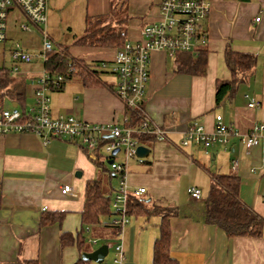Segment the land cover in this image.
<instances>
[{
    "label": "crops",
    "instance_id": "crops-1",
    "mask_svg": "<svg viewBox=\"0 0 264 264\" xmlns=\"http://www.w3.org/2000/svg\"><path fill=\"white\" fill-rule=\"evenodd\" d=\"M160 1L149 0L144 10L126 13L121 28L126 39L132 42L140 39L141 29L155 20ZM208 2L210 12L199 24V32L204 35L199 48L206 53L205 75L178 72L177 58L157 50L151 53L142 116L162 127L165 139L141 142L149 149L148 156L152 153V159L147 162L143 158L142 164L131 160L139 165L131 168L128 165L127 186L145 189L139 199L147 207L176 209L177 215L167 219L170 228L168 253L175 264H264V230L260 238H228L219 228L204 224V207L201 210L195 204L183 212L180 208L187 206V201L179 199L181 177L188 178V186L184 184L187 194L189 187H195L202 196V188H206L203 202L209 191L211 173L234 174L240 180L241 201L264 218V130L258 145L251 149L247 150L241 142V137L247 136L254 126H264V0ZM85 17L83 28H78V33L67 40L63 36L64 29L50 19L49 39L56 47L67 48L72 57L100 67L103 62L112 61L116 49L76 43L86 33ZM21 23L29 24L26 19ZM19 24L17 29L20 30ZM29 27L28 32L37 30L41 37V28L31 24ZM70 29L68 27V31ZM4 47V43H0V68L8 70L15 82H23V97H16L14 93L18 92L10 87L11 97L0 95V107L6 104L7 108L23 106L28 109L34 104L36 78L44 70L43 61L20 64L17 71L12 72L11 59L7 63L3 60ZM226 50L254 56L256 63L248 79L238 84L232 95L216 104L217 81L232 78L226 66ZM197 54L192 56L197 57ZM177 55L187 54L179 52ZM77 77L78 83H71L72 77L61 90L47 92L52 116L71 115L92 124L120 125L127 114L114 94L115 82L107 83L100 72L84 83ZM245 96L258 102L259 107L248 108ZM217 115L238 135L230 137L227 144H216L206 151L201 147L181 146L190 125H200L211 132ZM97 162L75 141L53 139L43 146L40 138L32 134L0 135V264H24L27 260H36L38 264H73L80 257L76 246L62 247L59 237L61 233L75 235L80 230L88 181L102 180L112 200L115 189L112 180L116 176L103 157ZM63 185L72 188L70 194H61ZM54 213L65 214L62 222L40 224L42 217ZM162 218V215L147 216L145 213L129 216V223L121 234L123 264H153V243L159 235ZM110 219L109 216L107 221ZM87 232L92 238L86 239V243L91 246L93 239L96 243L101 239L103 244H114L109 227H88L84 233Z\"/></svg>",
    "mask_w": 264,
    "mask_h": 264
},
{
    "label": "built area",
    "instance_id": "built-area-1",
    "mask_svg": "<svg viewBox=\"0 0 264 264\" xmlns=\"http://www.w3.org/2000/svg\"><path fill=\"white\" fill-rule=\"evenodd\" d=\"M13 8L19 10L29 23L19 24L21 31H30V24L41 28L42 50L38 53L42 55L44 62L47 54L52 50V42L46 34L48 0H0V43L7 40V18ZM209 12L208 0H161L155 20L141 29L138 41H129L125 33L121 32L124 43L115 51L110 73L116 79L114 94L123 103L125 109L137 110L141 115L143 114L153 51H162L170 58H174L179 52L198 53L199 44L204 42V35L199 32V24L207 18ZM258 19L256 18V21ZM9 55L12 72H16V67L20 64H30L36 56L23 49L18 43H14ZM105 63L100 65L102 69ZM62 80L59 75L51 79L43 70L36 82L34 104L30 108L22 110L17 106L0 107V135L32 134L40 138L43 146L48 145L53 139L75 141L94 162H97L99 157H103L106 164L108 161L112 162L107 165L116 176L118 186L114 189L111 200L112 210L116 214L111 225L119 228V233L116 237L117 242L112 246L113 255L108 264H123L121 234L129 223L128 205L131 198H140L145 193L144 188H128L127 167L131 160L139 164L143 163V158L136 156L137 147L142 146L140 137L163 141L165 130L145 118L138 127L130 128L127 126L129 119L127 115L120 125L92 124L71 115L53 117L47 92L50 88L58 89ZM245 98L248 99V108L259 107L258 102L249 99L248 96ZM263 130V125L254 126L247 136L241 137V142L247 150L258 145ZM237 135L238 132L224 125L222 117L217 115L211 132H207L200 125H190L180 144L182 147H201L206 151L216 144H227L230 137ZM115 150L118 152L113 154ZM119 155H122L121 158ZM71 191L69 185H63L60 189L62 195H68ZM187 192L193 200L201 198L200 191L195 187H189Z\"/></svg>",
    "mask_w": 264,
    "mask_h": 264
},
{
    "label": "trees",
    "instance_id": "trees-1",
    "mask_svg": "<svg viewBox=\"0 0 264 264\" xmlns=\"http://www.w3.org/2000/svg\"><path fill=\"white\" fill-rule=\"evenodd\" d=\"M107 15L98 17H85L86 33L78 41L79 45H90L98 48L117 49L124 43V38L121 36V28L125 23L126 18H122L115 25L105 24ZM92 22H95L99 28L89 30ZM186 56L175 55L176 68L178 72H184L190 75L203 76L206 73V53L203 49H198L197 57L186 53ZM226 66L231 72L232 78L229 81H217L215 102L219 104L225 96L232 95L238 84L245 82L256 63L254 56L247 54L235 53L226 50L225 53ZM44 71L51 79L57 75L62 77V83L58 89L61 90L64 84L74 76H79L84 83V80L90 77L96 78L99 73L93 68V65L86 64L70 55L67 48H52L47 54V58L43 62ZM16 97H23L22 88L23 82H15L10 72L0 68V95L1 97H11V92ZM23 103V101H21ZM21 109L25 108L21 106ZM128 116L127 126L135 128L143 121V116L137 110L125 109ZM154 138L140 137V141H154ZM100 166L99 162H97ZM144 163V159H143ZM104 164V163H102ZM240 180L234 174H210L209 191L203 201L202 220L206 225H212L224 232L228 238L233 237H248L260 238L264 230V218L255 212L252 208L243 203L239 197ZM111 192V191H110ZM162 215V221L159 225V235L153 243L152 262L153 264H175L168 253L170 228L168 218L176 216L175 208L163 207H147L145 202L139 198H131L128 205V217L136 214ZM55 214V215H54ZM44 216L40 220L41 225L52 224L53 222L60 223L65 216L64 213H54ZM111 217L110 221L108 217ZM116 217L115 212L111 208V194L102 185V180L95 179L88 181L85 185L84 205L81 213V228L73 235L72 233H61L60 245L76 246L80 252V257L73 264H89L91 261H83L81 254L84 253L86 247V239L83 236L86 227L105 226L111 229L113 234L112 242H117L116 237L119 233V228L111 225L112 219ZM106 243V242H104ZM109 246L107 243L103 244ZM24 264H38L36 260L24 261ZM108 264V263H107Z\"/></svg>",
    "mask_w": 264,
    "mask_h": 264
},
{
    "label": "rangeland",
    "instance_id": "rangeland-1",
    "mask_svg": "<svg viewBox=\"0 0 264 264\" xmlns=\"http://www.w3.org/2000/svg\"><path fill=\"white\" fill-rule=\"evenodd\" d=\"M148 1L149 0H48L49 19L48 21H46V34L48 38H50V30L48 29L49 26L47 27V25L50 24V19H52L53 24H55L56 26L58 25L64 29L63 36L65 37V40H67L72 36L73 33H78V28L81 29L83 28V22H82L83 16L85 17L91 15L94 17L96 14L109 12L107 14V18H105L106 19L105 24L115 25V23L118 22V20L122 19L127 12H129V14H133V12H139L140 10H144L145 5L147 4ZM24 19L25 18L22 16L20 11L15 8H13L8 13L7 25H9V31L7 30L6 32L8 40L4 42L5 52L3 57V60L6 63L10 60L8 51L14 45L13 44L14 42L18 43L23 49L33 53V55H36L34 56L32 62L41 63V61H43L42 55L38 53L39 51L42 50V42H41V37H39L40 36L39 32L37 30L34 32H23L17 29L18 24L20 22H23ZM13 26H15L16 29H14ZM68 27H71L69 31H68ZM84 28H85V23H84ZM93 28L94 29L99 28V25L96 26L95 22H92L89 30L91 29L90 31H92ZM53 47L56 48V45H53L52 42V48ZM78 49H76V51ZM93 67L96 70H98V72H100L101 77H103L107 83H113L116 81L115 77L110 73L112 68L111 61H106L103 69L101 68V66L99 67L93 65ZM104 71L105 73H102ZM39 77H37L36 79L38 80ZM77 80L78 77L74 76L71 83L73 82L78 83ZM4 106L8 107L6 104H4ZM144 145L147 146V144ZM119 156H120L119 158H121L122 155ZM151 159H152V153L148 157H146L145 160L147 162H150ZM128 165L131 168L133 165H139V164H136L134 163V161H131L129 162ZM186 181H188L187 177H181L179 179V185H180L179 199L181 201H187L186 202L187 206L180 207L182 212L185 211L188 206L195 204L202 210L203 194L205 195L206 188L205 187L202 188L201 199L198 200L197 202H194V200L189 198L190 196H188V194L186 193V187L188 186V182L186 185ZM184 184L186 187H184ZM112 185L115 186L114 188H117L118 186L117 179L112 180ZM83 236L85 237V239L92 238L91 233L88 232L83 233ZM91 241L95 243L93 244V246L86 243L85 250L93 251L103 244V241L101 239H99L97 243L95 239ZM109 246L110 247L108 249V254L104 259V263H109L113 255V249H112L113 244L112 245L110 244ZM89 264H96V263L90 262Z\"/></svg>",
    "mask_w": 264,
    "mask_h": 264
},
{
    "label": "water",
    "instance_id": "water-1",
    "mask_svg": "<svg viewBox=\"0 0 264 264\" xmlns=\"http://www.w3.org/2000/svg\"><path fill=\"white\" fill-rule=\"evenodd\" d=\"M118 150L113 151V154H116ZM149 154V149L145 146H138L136 149V156L138 158H146ZM111 161H108L107 164H111ZM108 254V246L107 245H101L97 249L93 250L89 253H82L81 259L83 261H91L96 264H105L104 259Z\"/></svg>",
    "mask_w": 264,
    "mask_h": 264
}]
</instances>
